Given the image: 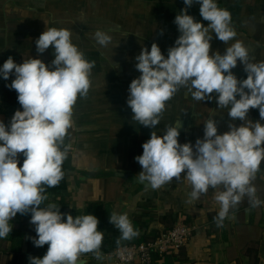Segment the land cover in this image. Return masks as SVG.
<instances>
[{"label": "clouds", "instance_id": "clouds-1", "mask_svg": "<svg viewBox=\"0 0 264 264\" xmlns=\"http://www.w3.org/2000/svg\"><path fill=\"white\" fill-rule=\"evenodd\" d=\"M183 2L187 7L174 19L180 35L175 46L168 49L167 58L156 43L150 51L143 47L135 57L141 75L129 86L127 105L133 113L132 121L155 129L167 102L180 88H186L196 101H211L215 93L219 109H228L230 118L243 123L239 127L229 123L230 130L218 134L216 120L209 118L204 123L203 138L194 145L179 142L180 120L166 125L163 135L152 131L142 145V155L135 157L142 167L137 181L146 189L158 190L175 178L190 187L189 203L198 202L213 189L220 206L213 221L222 228L230 211L245 197L251 208L264 204L254 184L264 161V124L248 116L250 109H258L264 120V60L254 62L249 48L236 39L231 12L219 7L216 0ZM194 3H199L207 27L187 14ZM213 32L225 44L235 41L223 55L219 51L210 55ZM91 35L104 48L113 42L103 30ZM72 36L69 29L51 27L35 41L39 54L50 46L54 48L55 58L50 65L39 58L17 64L9 57L0 67L4 80L15 76L6 86L16 91L23 109L15 111L8 125L0 120V239L9 236L11 221L18 213H30L38 237L32 238L33 244L48 245L42 258L29 256L30 264H84L81 258L87 254L103 259L104 234L98 230L97 217H73L62 213L56 203L45 205L46 190L64 179L63 164L70 151L66 139L73 127L74 106L78 97H87L95 67V61L85 57ZM238 60L247 73L246 79L238 80L231 71ZM21 154L24 160L18 166ZM109 221L120 232L118 246L139 235L127 213L113 212Z\"/></svg>", "mask_w": 264, "mask_h": 264}, {"label": "crops", "instance_id": "crops-1", "mask_svg": "<svg viewBox=\"0 0 264 264\" xmlns=\"http://www.w3.org/2000/svg\"><path fill=\"white\" fill-rule=\"evenodd\" d=\"M216 2L231 12L236 39L249 48L254 62L264 60V0ZM186 7L183 0H0V67L9 57L17 64L39 58L50 65L55 58L54 48L50 46L39 54L35 41L51 27L71 30L73 43L89 61H95L89 93L86 98L78 97L74 106L73 127L66 143L70 151L64 166L67 188L60 193L69 201L67 214L94 215L99 221L98 230L104 234L103 259L87 254L81 258L85 264H116L111 256L118 247L120 232L109 221L113 212L127 213L139 231L136 238L121 245L140 242L181 222L194 227L185 246L156 255L150 264H264V204L251 208L245 197L230 211L224 226L218 228L213 218L220 206L213 189L198 202L189 203L190 187L175 178L158 190L146 189L135 181L142 171L135 157L142 155V145L152 131L163 135L166 125L180 120L179 142L194 145L203 138L204 123L209 118L216 120L218 134L229 131V123L237 127L243 123L230 118L228 109H219L215 93L211 101H196L186 88H180L167 102L155 129L132 121L133 113L127 105L129 86L141 75L135 67V57L143 47L150 51L156 43L167 58L168 49L175 46L180 35L174 19ZM199 8V3H194L187 8V14L207 27L208 21L200 16ZM98 29L113 38L107 48L92 38L91 33ZM212 37L210 55L216 51L223 55L235 42L225 44L214 32ZM231 71L238 80L247 78L239 60ZM13 79L15 76L10 75L9 81ZM0 107L4 108L0 109V120L8 125L14 109L5 107L1 98ZM248 116L264 124L258 109H250ZM254 184L257 196L264 201V161ZM48 203L57 204L56 198L48 196ZM192 208L205 213L198 215ZM11 223L9 236L0 239V264H30L29 256L42 258L48 245L33 244L32 238L38 237L30 219L18 213Z\"/></svg>", "mask_w": 264, "mask_h": 264}, {"label": "built area", "instance_id": "built-area-1", "mask_svg": "<svg viewBox=\"0 0 264 264\" xmlns=\"http://www.w3.org/2000/svg\"><path fill=\"white\" fill-rule=\"evenodd\" d=\"M23 162V155L19 157ZM18 164V165H19ZM194 227L186 223H178L170 230L145 238L144 240L116 247L112 256L116 264H150L156 255L160 256L170 250H178L185 246L193 234Z\"/></svg>", "mask_w": 264, "mask_h": 264}, {"label": "trees", "instance_id": "trees-1", "mask_svg": "<svg viewBox=\"0 0 264 264\" xmlns=\"http://www.w3.org/2000/svg\"><path fill=\"white\" fill-rule=\"evenodd\" d=\"M9 84H11L9 79L8 80H4L2 78V76H0V98H1V103H4L5 107L6 106L7 107H12L14 109V112L16 110H21L22 111L23 109L20 106V104L18 103V99H17V95L18 94L16 93L15 90L10 89L9 87L6 86V85H9ZM0 109H4V108L0 107ZM69 137L70 136H68L67 139H69ZM67 139H66V143H67ZM22 164H23V162H21L19 164V166H22ZM64 166H65V162L63 164V170L65 172L64 179L60 182V184L58 186L52 187V188H48L46 190V195L47 196H53L54 198H56L57 205L60 206V211L62 213H66V209H67L68 204H69V201L65 197L60 196V193L67 188V173H66V167H64ZM55 196H57L58 198L55 197ZM47 203H48V200L45 202V205ZM42 206H44V205H42ZM26 216H27L28 219H31V214L30 213L27 214ZM13 264H16V261H14ZM20 264H22V262H20Z\"/></svg>", "mask_w": 264, "mask_h": 264}, {"label": "water", "instance_id": "water-1", "mask_svg": "<svg viewBox=\"0 0 264 264\" xmlns=\"http://www.w3.org/2000/svg\"><path fill=\"white\" fill-rule=\"evenodd\" d=\"M52 54L55 57V51H54V49L52 50ZM121 175H124V174H121ZM135 181L138 182L137 179H135ZM191 211L192 212H195L198 215H202V214L205 213L204 210L199 209V208H192ZM82 260L84 261V264H85L86 263V260L85 259H82Z\"/></svg>", "mask_w": 264, "mask_h": 264}]
</instances>
